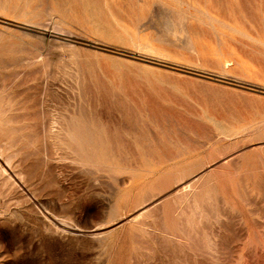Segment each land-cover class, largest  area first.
I'll list each match as a JSON object with an SVG mask.
<instances>
[{
  "label": "rangeland",
  "instance_id": "1",
  "mask_svg": "<svg viewBox=\"0 0 264 264\" xmlns=\"http://www.w3.org/2000/svg\"><path fill=\"white\" fill-rule=\"evenodd\" d=\"M0 264H264V0H0Z\"/></svg>",
  "mask_w": 264,
  "mask_h": 264
},
{
  "label": "bare ground",
  "instance_id": "2",
  "mask_svg": "<svg viewBox=\"0 0 264 264\" xmlns=\"http://www.w3.org/2000/svg\"><path fill=\"white\" fill-rule=\"evenodd\" d=\"M252 85V84H251ZM256 86V85H255ZM54 124V123H53ZM55 127V126H54ZM74 127V126H73ZM69 128H67V130H68ZM73 129V128H72ZM70 132H72V131H70ZM70 137V136H69ZM75 138V137H74ZM145 208V207H144ZM149 208V207H148ZM147 209V208H146ZM145 209V210H146ZM144 211V210H143ZM142 212V211H141ZM98 231H100V230H98ZM98 231H97V233H98ZM74 232V231H73ZM95 232V231H94ZM102 234V233H101ZM96 235H98V234H96Z\"/></svg>",
  "mask_w": 264,
  "mask_h": 264
}]
</instances>
